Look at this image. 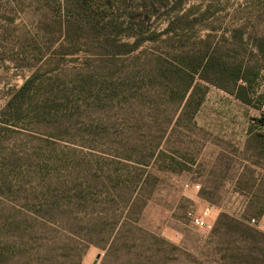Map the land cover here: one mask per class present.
Listing matches in <instances>:
<instances>
[{
  "label": "rangeland",
  "instance_id": "rangeland-1",
  "mask_svg": "<svg viewBox=\"0 0 264 264\" xmlns=\"http://www.w3.org/2000/svg\"><path fill=\"white\" fill-rule=\"evenodd\" d=\"M184 2L120 57L89 4L0 0V264H264V0ZM151 52L241 64L251 103L204 68L212 104L176 121Z\"/></svg>",
  "mask_w": 264,
  "mask_h": 264
},
{
  "label": "trees",
  "instance_id": "trees-1",
  "mask_svg": "<svg viewBox=\"0 0 264 264\" xmlns=\"http://www.w3.org/2000/svg\"><path fill=\"white\" fill-rule=\"evenodd\" d=\"M70 2L73 8L79 11H85L84 9L89 4V16H87L89 19V27L93 31H98V29L108 30V41L110 45H114V51H110V53L111 55L120 57L135 52L141 44L151 42L155 39L157 35L153 32V28L151 27L152 23L150 24V20L155 13L160 10L168 14L178 12L183 9L182 7L185 4L184 0H89V2L88 0H70ZM100 7L106 11L93 13L95 9ZM168 32L170 31L168 30L166 34ZM123 39L132 40V42H122ZM149 55L154 56L156 64L154 76L156 79H160L161 84L159 85L164 90L163 95L167 99V102L171 100L170 98L174 96V93L180 96V102L178 104L180 113L176 121L184 115L193 121L194 116L197 114L203 102L207 89L205 86L201 88L200 84L196 82V79L205 84L214 83L210 78L202 75L204 68L219 73L224 77L226 84L233 85L234 87V90H228L226 88L227 86L218 85L221 90L225 92L229 91L227 92L228 94L234 96L245 105L251 103L248 95L245 94V87L243 86V84L250 82L245 74L247 71L241 64L231 65L217 60L213 61L212 59H210L211 62L207 61L204 64L203 57L195 63L188 64L181 56L174 59L169 57L167 53L155 54L151 52ZM31 82V79L27 80L18 91V96H16L18 103H22L24 99L26 101L30 99V96L26 94V88ZM172 84L174 87H172ZM8 104H12V101H9ZM16 109L18 111L22 110L20 107H16ZM257 123L259 125L264 124L263 120H258ZM34 137L38 139L47 138L45 135H35ZM140 165H144L143 162ZM145 166H148V163ZM263 213L264 206L257 211L256 217L260 219ZM89 244L92 243L89 242Z\"/></svg>",
  "mask_w": 264,
  "mask_h": 264
},
{
  "label": "built area",
  "instance_id": "built-area-1",
  "mask_svg": "<svg viewBox=\"0 0 264 264\" xmlns=\"http://www.w3.org/2000/svg\"><path fill=\"white\" fill-rule=\"evenodd\" d=\"M186 218L194 227L200 230H209L214 221L212 218V210L208 207H191L186 212ZM251 223H255V220H251Z\"/></svg>",
  "mask_w": 264,
  "mask_h": 264
},
{
  "label": "crops",
  "instance_id": "crops-1",
  "mask_svg": "<svg viewBox=\"0 0 264 264\" xmlns=\"http://www.w3.org/2000/svg\"><path fill=\"white\" fill-rule=\"evenodd\" d=\"M222 91V90H221ZM221 91H219V93L221 94ZM224 93V92H223ZM227 92H225L224 93V95H226L227 96V94H226ZM223 95V94H222ZM228 95H230V94H228ZM230 96H232V95H230ZM232 97H234V96H232ZM235 98V97H234ZM236 99V98H235ZM208 95H207V97H206V99H205V101H203L202 102V104H201V108L202 107H204V105L206 106L207 104H212V102L210 101V102H208ZM235 101H238L237 99L235 100ZM225 102H227L226 100H223V101H218V102H215V104H213L214 106H221V105H223ZM200 107H199V109H200ZM199 111V110H198ZM245 133H246V131H245ZM257 224H258V228H260L261 230H263L264 231V213H263V215L261 216V218L260 219H258V221H257Z\"/></svg>",
  "mask_w": 264,
  "mask_h": 264
}]
</instances>
